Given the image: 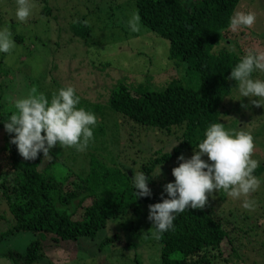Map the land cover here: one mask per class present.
I'll use <instances>...</instances> for the list:
<instances>
[{
	"label": "trees",
	"instance_id": "obj_1",
	"mask_svg": "<svg viewBox=\"0 0 264 264\" xmlns=\"http://www.w3.org/2000/svg\"><path fill=\"white\" fill-rule=\"evenodd\" d=\"M240 1L134 0L140 25L147 31L144 36L168 43L163 50L167 48V61L173 65L175 75L158 88H153L151 82H120L108 90L106 104L80 99L77 107L82 106L97 117L94 139L83 154L88 161L87 170L65 171L64 162L55 156L59 146L52 149L51 159L44 160L41 153L35 160H24L15 145L10 144V134L1 123L5 146L0 155V205L7 206L11 218L7 219L9 223L5 221V229H0V243L16 235L32 236L24 251L10 252L9 257L16 263L37 264L44 258L43 249L50 245V236L54 242L72 247V251H67L74 261L79 240H93L109 221L131 212L140 215L144 206L161 202V194L135 197L131 184L134 174L116 163V155L111 156L106 149L105 137L111 130L104 120L121 116L149 132H166L168 136L180 133L179 144L172 153H164L143 167L148 186L157 167L180 155L186 158L203 139L207 126L222 123V118L230 114L225 106L235 91V81L227 77L241 55L229 51L224 43L229 18ZM73 29L83 41L91 31L84 20L77 21ZM16 38L21 41L23 36ZM94 57L92 64L100 65L102 57ZM8 72L9 69L0 68V102L4 94L9 95L10 88L4 82L10 77ZM61 87L56 82L50 90L42 87V92L50 99ZM34 90L39 95V88ZM244 102H239L237 113H241ZM115 125L119 127L117 120ZM236 127L234 121L229 129ZM263 173L264 165H259L253 174L257 177ZM72 177L75 180L69 181ZM80 210V219H74ZM216 216L205 207L177 214L174 228L157 239L162 244L161 264H212L216 257L224 262L235 256L242 249L241 238L233 235L236 224L222 223ZM210 252L218 254L210 256Z\"/></svg>",
	"mask_w": 264,
	"mask_h": 264
},
{
	"label": "rangeland",
	"instance_id": "obj_2",
	"mask_svg": "<svg viewBox=\"0 0 264 264\" xmlns=\"http://www.w3.org/2000/svg\"><path fill=\"white\" fill-rule=\"evenodd\" d=\"M45 1L44 4L43 0H31V15L20 22L15 17V0H0V30H7L15 42L8 53H0V68L9 69L10 74L4 79L10 91L0 102V120L16 112L14 104L17 99L38 88V93L45 95L42 87L50 90L56 82L62 87L72 86L81 100L106 104L108 90L120 82H151L153 88H158L175 75L173 65L167 61V48L163 50L165 44L168 45L166 40L153 39L154 42L146 38L143 33L147 31L140 22L137 31L130 30L127 22L132 14H137L134 0ZM236 11L254 12L256 22L251 28H240L235 32L228 30L224 45L227 49L234 46L241 56L249 49L264 51V0H241ZM79 20H84L91 29L85 41L74 33L73 28ZM21 35L23 38L18 41L16 37ZM147 35L150 37L149 33ZM95 55L102 57L99 61L103 64H92L91 57L96 58ZM253 77L264 79V73L254 72ZM229 99L225 107L230 114L222 118V124L229 129L236 121L235 130L250 133L255 145L253 158L260 162L259 165H264V103L261 107L251 105L248 98L240 97L236 91ZM242 99L247 107L237 113L238 100ZM104 121L111 130L105 137L106 149L111 156L116 155V163L133 174L143 171V167L164 153H172L179 144V132L172 136L166 132H149L121 116ZM4 141V132L0 130V155ZM84 152L60 148L55 156L64 162L65 171L70 169L80 173L82 169H88ZM193 153L189 151L186 158H191ZM177 166L175 159L157 167L152 177L159 174L160 167L161 174L149 185L152 194H162L163 186L174 182L172 169ZM257 177L260 184L247 197L233 199L223 191H214L209 196L205 208L213 210L222 223L235 222L237 230L233 235H238L242 241V249L230 260L223 262L216 257L212 264H264V173ZM72 180L75 177L69 179ZM244 199L253 201L254 207L244 209ZM81 212L74 219L79 220ZM148 215L149 209L144 206L140 215L131 212L126 217L109 221L95 239L79 240L74 261L67 251H72V247L56 243L49 236L50 245L44 247V258L37 264H161L162 244L153 235ZM9 218L11 214L7 206L1 204L0 219L6 220H0V229H5V221L9 223ZM31 239L32 236L22 234L0 243V264H21L8 255L24 251ZM216 254L209 253L210 256Z\"/></svg>",
	"mask_w": 264,
	"mask_h": 264
},
{
	"label": "clouds",
	"instance_id": "obj_3",
	"mask_svg": "<svg viewBox=\"0 0 264 264\" xmlns=\"http://www.w3.org/2000/svg\"><path fill=\"white\" fill-rule=\"evenodd\" d=\"M15 4V17L24 22L32 12L31 0H15ZM255 22L254 12L236 11L229 18L228 30L251 28ZM127 23L131 31H137L139 16L132 14ZM14 46L11 34L0 30V53H8ZM229 51H235V47L229 46ZM254 72L264 73V51L249 49L240 56L227 79L235 81L232 89L240 97L261 107L264 79L254 78ZM79 104L80 97L72 86L59 88L50 99L32 90L15 101L16 112L0 123L10 134V144L15 145L26 161L37 159L41 153L44 160L51 159V151L57 146L84 152L94 139L97 117L84 107H77ZM254 151L253 137L247 131L228 129L220 122L208 125L191 158L178 156V166L172 169L174 182L163 186L161 202L148 206V220L155 238L174 228L177 214L186 209H203L214 191H223L233 199L247 197L256 191L260 180L253 173L260 162L253 158ZM160 174L161 167L153 178ZM131 184L137 199L152 196L149 178L143 171L134 172ZM242 207L250 210L254 202L244 199Z\"/></svg>",
	"mask_w": 264,
	"mask_h": 264
}]
</instances>
